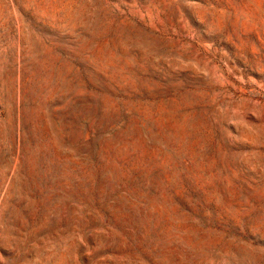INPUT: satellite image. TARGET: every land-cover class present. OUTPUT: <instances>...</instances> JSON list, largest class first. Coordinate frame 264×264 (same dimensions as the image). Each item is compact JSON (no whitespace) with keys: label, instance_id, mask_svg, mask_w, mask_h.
<instances>
[{"label":"rangeland","instance_id":"obj_1","mask_svg":"<svg viewBox=\"0 0 264 264\" xmlns=\"http://www.w3.org/2000/svg\"><path fill=\"white\" fill-rule=\"evenodd\" d=\"M0 264H264V0H0Z\"/></svg>","mask_w":264,"mask_h":264}]
</instances>
